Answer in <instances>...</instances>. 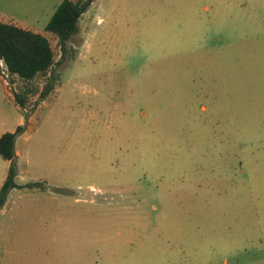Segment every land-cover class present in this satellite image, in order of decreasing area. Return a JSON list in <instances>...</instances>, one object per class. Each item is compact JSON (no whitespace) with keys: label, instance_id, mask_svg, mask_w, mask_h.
I'll return each mask as SVG.
<instances>
[{"label":"rangeland","instance_id":"1","mask_svg":"<svg viewBox=\"0 0 264 264\" xmlns=\"http://www.w3.org/2000/svg\"><path fill=\"white\" fill-rule=\"evenodd\" d=\"M62 1L10 2L55 62L0 72V264H264V0H93L64 46Z\"/></svg>","mask_w":264,"mask_h":264},{"label":"trees","instance_id":"2","mask_svg":"<svg viewBox=\"0 0 264 264\" xmlns=\"http://www.w3.org/2000/svg\"><path fill=\"white\" fill-rule=\"evenodd\" d=\"M92 2L93 0H64L58 5L48 22L47 30L57 37L62 46L78 32L79 20ZM0 59L4 60L11 75L26 81L46 75L55 62L54 50L44 34L2 20ZM55 81L57 78L53 77L47 82L40 93L42 100L55 90ZM16 102L20 107H24L25 95L17 94ZM24 130L25 127L19 125L15 131H8L0 136V156L10 162L7 178L0 189V209L5 205L10 191L19 187L15 180L18 159L16 141Z\"/></svg>","mask_w":264,"mask_h":264},{"label":"crops","instance_id":"3","mask_svg":"<svg viewBox=\"0 0 264 264\" xmlns=\"http://www.w3.org/2000/svg\"><path fill=\"white\" fill-rule=\"evenodd\" d=\"M10 2H11V0H0V5L3 6L5 4L6 5L5 8H8V9L0 8V20L6 21V22H13V23H15L14 22V19H16L18 16L14 12V10L12 8L13 6H11ZM14 2H15V0H14ZM3 17H5L7 20H5ZM15 24L18 25V26H20V27H22V28L29 29V30H31L33 32L41 33L42 34V32H39V31H36V30H32L27 25H22V24H17V23H15ZM17 154L20 156L19 150H17Z\"/></svg>","mask_w":264,"mask_h":264},{"label":"built area","instance_id":"4","mask_svg":"<svg viewBox=\"0 0 264 264\" xmlns=\"http://www.w3.org/2000/svg\"><path fill=\"white\" fill-rule=\"evenodd\" d=\"M0 72H1V75L5 77L9 75V70L3 59H0Z\"/></svg>","mask_w":264,"mask_h":264}]
</instances>
